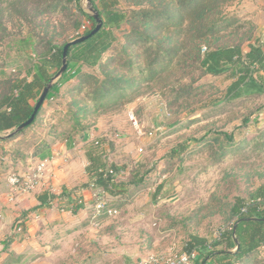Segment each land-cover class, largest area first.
<instances>
[{"label": "rangeland", "instance_id": "rangeland-1", "mask_svg": "<svg viewBox=\"0 0 264 264\" xmlns=\"http://www.w3.org/2000/svg\"><path fill=\"white\" fill-rule=\"evenodd\" d=\"M95 1L100 6V0ZM118 1L119 7L126 12V22L120 30H111L85 59L92 66L83 60L69 74L76 71L104 80L101 63H111V68L117 70L133 63L132 72L139 84L128 89L124 97L105 101L104 107L97 108L91 102L93 87L83 92L74 90L72 94L70 88L78 86L79 81L74 76L62 82L59 77L53 80L60 86L59 92L45 101L35 124L23 130L22 135L20 132L18 141L0 142V264H17L14 260L23 256V250L30 253L20 264H70L71 261L76 264L81 253L73 251L78 248H84L86 253L103 249L106 260L100 264H132L149 254L179 252L193 235L205 237L212 244L231 229V207L237 197L250 200L264 187V93L227 100V88L234 81L232 73L203 75L194 64L198 47L243 44L244 51L248 52L249 45L259 41L264 49V0H206L204 5L200 0V6L205 7L202 23L197 21L196 8L188 7L181 13L176 9L179 0H155V7L159 8L161 3H170L174 7L172 16L164 24L157 22L146 27H141L142 21L135 13L143 9L135 4L141 0ZM17 2L19 8L16 9L23 13L5 11L3 17L7 37L0 41V99L8 93L12 81L19 78L32 81L39 74L40 66L49 62L44 56H48L50 46H61L74 40L77 36L75 22L91 27L89 18L75 5L68 8L60 5L54 11L45 12L49 0ZM7 5L8 2H4L1 8ZM80 5L85 13L95 14L91 0H81ZM215 24V34L205 37L206 28ZM132 25L140 32L153 26L146 32L145 39L155 46L164 45L176 50L171 53L173 57L155 62V55L146 52V43L129 44L126 37L131 33ZM179 49L180 53L177 52ZM97 60L99 63L94 65ZM140 64L142 71L136 70ZM120 73L127 74L128 71ZM44 83L41 81V87L36 88V99H40L49 85ZM182 91L187 93L181 98ZM36 101H32V105ZM80 110L85 111L80 113ZM77 112L80 122L75 128ZM15 130L0 133V138ZM209 131L221 133V140H224L223 134L234 136V143L220 159L215 153L218 143ZM90 133L94 139L104 140L110 163L123 169L117 178L129 181L142 177L143 183L138 187L131 186L125 198H113L103 192L100 195L99 190L90 192L91 200L83 207L88 210L92 225L80 234L79 239L83 237L84 241L79 245L74 244L75 241H66L60 245L59 252L53 251L52 247L41 250L36 237L26 245L23 243V224L29 216L36 214L30 205L28 209L23 208L27 199L23 196L34 192L23 195L10 186L9 179L37 167L40 160H48L49 167L54 156L31 159L29 168L28 157L36 153L40 142L52 144L71 139L78 144L82 143V136ZM255 139V143L241 145L243 141ZM186 141L189 142L188 151L170 157L172 151ZM238 147L241 148L237 150ZM60 154L61 151L55 153V157ZM65 156L68 160L67 153ZM70 156L72 161H77L73 150ZM78 171L77 168L75 173ZM42 181L44 183V177ZM79 198L84 200L80 196L75 201ZM98 198L107 201L108 208H116L117 213L94 219L93 207ZM63 208L59 206L58 209ZM74 208L78 210L76 202L68 205L66 212L75 213ZM110 225L116 227L112 233H106L101 246H91L88 250L86 240L98 239ZM116 237L120 242H116ZM50 238L48 231L37 240ZM213 248L222 250L226 245ZM263 262L264 259L261 264Z\"/></svg>", "mask_w": 264, "mask_h": 264}, {"label": "trees", "instance_id": "trees-1", "mask_svg": "<svg viewBox=\"0 0 264 264\" xmlns=\"http://www.w3.org/2000/svg\"><path fill=\"white\" fill-rule=\"evenodd\" d=\"M17 1L18 0L9 2L8 0H0V41L7 37V27L3 22L4 12L16 11L18 15L23 13L22 10L16 9L17 7L19 8ZM205 1L206 0H203V5ZM4 2H8V5L5 8H1V4ZM80 2L81 0H49L45 10V12H50L51 9L54 11L60 5L63 8L75 5L76 9H79V12L89 18L91 21V27L89 26L87 30L83 31V26L85 24L82 25L80 22L74 23V30L77 31V36L74 40L90 34L96 28L95 18L93 15L90 16V14H87L82 10ZM200 3V0H179L176 3V9L180 10L182 13L187 11L188 7L196 8L197 21L198 23H202L205 19V7L203 5L200 6ZM135 4L137 6H143L142 10L135 12L142 21L141 27H146L157 22H162L164 24L166 19L171 18V10L174 9L170 3H161L160 8L159 6L155 7V0H141L135 2ZM91 5L93 10L99 13V17L102 20V28L93 37L82 43L72 45L69 48L68 68L59 81L63 80L62 82H66L75 76V79L78 80L79 83L78 86L74 85L70 88L72 94L74 93V90L83 92L84 90H89L93 87L90 91V93L93 94V97L91 96V102L95 107L102 108L105 105V101L124 97L125 92L128 89H133L139 83L137 82L135 74L132 72L133 63L122 66V70L111 68V63H101L103 71L105 72L104 80H101L95 75L81 74V72L78 73L76 71L74 74L78 73L77 75L69 74L76 65L78 66L81 61L87 59L93 54L98 45L110 35L111 30H120L123 23L127 20L126 12L119 7L118 0H100V6L95 0H91ZM129 23L132 24L130 21ZM152 28L153 26L140 32L137 27L132 25L131 33L126 37L127 42L131 45L146 43L148 45L146 47V52L150 51L155 55V62L164 61L173 57L171 56V53L176 50L165 48L164 45L155 46V44H150V42L145 39L146 32H150ZM215 31L216 24L207 27L206 32H204L203 35H205V37H207L208 34L214 35ZM135 34L138 35L137 38L135 37ZM135 38L136 40H134ZM74 40L72 39L69 42H65L61 46H50L48 56H44L49 62L40 66L39 74L36 75L32 81H29L27 78H19L11 82L8 93L3 94L0 99V133L11 131L31 118L39 101V99H36V88L41 87V81H45L44 84L50 83L60 72L63 66L64 48L68 43ZM249 41H251V38H249ZM257 42L258 43L256 44L251 43L249 45L248 52L244 51L243 44L223 45L217 47L210 45L209 47H205V51L204 47L197 48L196 45L198 51L194 58V64L198 65V69L202 71L203 75L219 76L228 72L232 73L234 81L227 88L225 95V99L227 100H237L244 95H261L264 93V49L261 42ZM187 46L189 45L187 44ZM105 49L108 48L105 47ZM125 50H128V48H125ZM180 51L181 49L177 52L180 53ZM101 53L102 51H99V54ZM154 60L152 63H154ZM99 61L97 60L94 65H97ZM85 62L86 64L88 63L86 60ZM152 63L145 67H149ZM87 65L92 66L90 62ZM141 68L142 64L138 65L136 70L140 71ZM52 71L54 72L52 73ZM120 71H128V73L121 74ZM156 73L157 70L155 69L153 74L155 75ZM59 87L58 83L54 84L46 100L53 98V95L59 92ZM186 93V91H182L180 97H184ZM35 100H37L36 104L32 105L31 102ZM42 109L43 106L38 112L35 122L38 120ZM84 111L85 110H80L79 112L82 113ZM80 113L77 112L75 114V117H77L74 122L75 128H77L78 123L80 122L78 118ZM35 122L33 124H35ZM208 133L213 134L214 141L218 143V150L215 152L216 158H222L228 152L229 145L234 143V136L232 134H223L224 140H221V133L217 134L213 131H209ZM20 134L22 135V132ZM20 134L10 137L9 139H6L5 137L0 138V142L7 140L12 142L18 139L21 136ZM255 142L256 139L252 142L243 141L241 145H249ZM188 145L189 142L187 141L179 144V146L172 151L170 157L184 155L188 151ZM45 147L46 145L39 148L41 149L40 151H44ZM240 148L241 147H238L237 150ZM85 152L89 162L86 168L89 180L83 184L82 187H79V189L99 190L105 194L107 193L113 198H125L128 196V190L131 186L138 187V185L143 183L144 178L142 177H134L129 181L117 178V175L122 172L123 169L110 163L104 140L94 139L89 142L85 146ZM28 163H30V168L31 162ZM26 166L28 167V165ZM29 171L30 170H27L25 173ZM160 190L161 188L159 191ZM37 199L40 202V206L49 207L52 206L55 196L51 195L49 192H44L37 196ZM75 199L76 198H74V202L77 203V208H82L84 206V200L82 201V199L79 198L78 201H75ZM231 215L233 218V224L230 230L223 232L221 240L210 244L205 237L196 235L190 237V240L187 242L183 251L187 253H198L196 264H207L208 261L212 259H215V262L220 264H235L243 258L246 259L251 256H257L259 248L264 246V187L261 188L258 194L254 195L250 200L237 197L235 204L231 207ZM17 228L18 225L16 226V229ZM221 245H226V248L222 250H214L213 246L218 247ZM233 249H236V252H232ZM261 261L262 260H256L253 264H261Z\"/></svg>", "mask_w": 264, "mask_h": 264}, {"label": "crops", "instance_id": "crops-1", "mask_svg": "<svg viewBox=\"0 0 264 264\" xmlns=\"http://www.w3.org/2000/svg\"><path fill=\"white\" fill-rule=\"evenodd\" d=\"M81 140H83L81 141L82 143L78 142V144L71 139L69 141L66 140L65 142L55 141L52 144L50 142L49 144L46 142H40L38 148L35 151L36 153L31 154L28 157V161L31 163V159L33 161H36L43 158H53V156L54 159L53 161L51 160L49 167L45 172L43 187L39 188L33 194L23 196L24 198H27L23 203V208H27V206L30 205V207L35 208L34 212L36 214L32 217L28 215L29 219L25 220V224H23V235L25 238L23 239V243L25 242L26 245L28 243L27 241H30L29 243H31L32 239L36 237V242L38 243V247H40L39 249L42 250L52 247L53 251L57 250L55 252H59L60 245L66 241H75L74 244L77 245L84 241V238L82 237L81 239H79V236L81 233H83L84 229H88V227L92 225V219L87 216L89 214V212H87L88 210L84 209L83 207L76 211L74 208L75 213L66 212L68 205L75 203L74 198L82 196L85 200L84 204H86L91 200L92 194L90 192L95 191L82 190L81 188V190L79 189V187H82L83 184H85L89 180L88 174L86 172V168L89 162L86 156L85 146L86 144L94 140L93 134L90 133L84 135L82 136ZM44 145H46L45 150L40 151L41 149L39 148ZM67 150L68 152H66ZM72 150L77 161H72L73 157L70 156L72 155ZM59 151H61V156L58 155L57 157H55V153H59ZM66 153L68 160L65 159ZM63 155L65 157H63ZM73 164L76 166H72ZM77 168L79 169L78 174L75 173L77 172ZM44 192H49L51 195L55 196V200L52 206H40V202L37 199V196ZM59 206L64 208L60 211V209H58ZM114 227L116 226H106L98 239L89 241L86 240L85 243L88 244L87 249L89 250L91 246H101L102 239L106 236V233H112L114 231ZM48 231L50 232L51 237L49 240H37L38 236H41L42 233L44 234V232ZM119 240L120 238L116 237L117 243L120 242ZM83 249L84 248H78L77 250L74 249L73 251H79V253H81L79 261L76 264H100L101 261H103L104 259L106 260V252H104L103 249H100L101 251L89 250L87 253L83 251ZM29 253V250H27L26 252H24L23 250V256H17V259H15L14 261L17 264H20L22 258L26 259L29 257ZM127 255L131 256L132 254ZM9 256L11 257L12 254H9ZM74 259H76L75 255ZM255 259H264V246L259 248V253L256 257L251 256L250 258H243L241 261H237L235 264H253L256 261ZM71 262L73 263V261ZM207 264L220 263H217L215 262V259H212L208 261Z\"/></svg>", "mask_w": 264, "mask_h": 264}, {"label": "built area", "instance_id": "built-area-1", "mask_svg": "<svg viewBox=\"0 0 264 264\" xmlns=\"http://www.w3.org/2000/svg\"><path fill=\"white\" fill-rule=\"evenodd\" d=\"M88 29V25L83 26V31ZM82 31V32H83ZM206 49L204 48V51ZM137 122H135L136 124ZM141 134V133H140ZM48 160H40L37 167L32 168L29 172L24 173L22 176H13L9 179V184L18 192L30 194L35 192L43 185V177L48 169ZM100 195L101 192L99 193ZM53 204V202H52ZM107 201L97 199L93 207V218L101 219L103 217H112L117 213L116 208H108ZM198 260V253H187L183 250L175 253H160L149 254L144 259H140L132 264H196Z\"/></svg>", "mask_w": 264, "mask_h": 264}, {"label": "water", "instance_id": "water-1", "mask_svg": "<svg viewBox=\"0 0 264 264\" xmlns=\"http://www.w3.org/2000/svg\"><path fill=\"white\" fill-rule=\"evenodd\" d=\"M94 12H95V14L93 15V17L95 18L96 28L90 34L85 35V36H83L81 38H78V39L68 43L65 46L64 52H63V66H62L60 72L56 75V78H53L52 81L49 83V85L44 89L43 94L40 97V99H39V101H38V103H37V105L35 107L34 113L32 114L31 118L28 121H26L23 124H21L19 127H17L16 130L12 134L6 136L5 138H10V137L15 136L16 134H19L20 132H22L23 130H25L27 127H29L30 125H32L35 122L38 112L40 111V109L44 105V103H45V101L47 99V96H48L50 90L52 89V87L54 85L53 80L58 79L59 77H61L66 72V70L68 68V52H69V48L72 45H76L78 43H82V42L88 40L89 38L93 37L94 35H96L101 30V28H102V20L99 17V13L97 11H94Z\"/></svg>", "mask_w": 264, "mask_h": 264}]
</instances>
